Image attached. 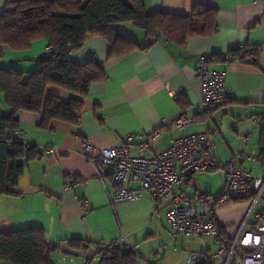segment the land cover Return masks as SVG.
Masks as SVG:
<instances>
[{"label":"crops","instance_id":"obj_1","mask_svg":"<svg viewBox=\"0 0 264 264\" xmlns=\"http://www.w3.org/2000/svg\"><path fill=\"white\" fill-rule=\"evenodd\" d=\"M142 3L147 13L175 14L188 13L194 3L210 5L217 9V28L209 36H193L178 45L162 36L155 40L147 37L143 29L130 22L117 24L116 29L138 45L151 44L146 49L135 48L111 58L109 44L103 37L88 36L80 49L70 53L71 59L82 63L89 57L96 58L103 66L104 79L90 85L83 95L54 85L46 88V94L62 100L76 97L82 101L77 123L51 120L47 128H42L41 112L17 113V139L36 145L42 156L24 165L14 194L0 196V231L40 226L46 240L59 246L58 253L82 256L83 262H89L88 258L96 254L95 245L110 242L132 246L138 260L147 264H185L190 252L216 249L209 234L181 238L171 235L165 222L168 198L156 202L144 192L138 200L111 206L109 193L114 188L111 175L101 180L81 156L85 137L96 147H110L124 143L132 133L148 135L161 130V136L145 152L151 156L167 149L177 137L208 129L213 143L210 153L219 164L239 158L254 175H264V163L259 159L264 127V2L142 0ZM5 9L6 0H0V13ZM244 45L258 49L260 67L249 60L229 61L224 56L220 61H212L214 56ZM48 46L47 38L21 50L0 45V66L32 72L36 60L46 55ZM203 53L208 54L211 68L226 72L228 99L223 105L196 115L190 124L171 125L198 100L196 68ZM0 112L2 115L12 112L3 94ZM139 141V137L133 140ZM222 180L223 174L218 169L198 173L184 181L181 191L192 200L202 194L215 198ZM130 186L136 188L138 183L130 182ZM247 207L245 201L216 203L217 222L227 235L235 233ZM73 237L90 241L88 248L83 251L70 248L66 240ZM54 260L60 264L58 258Z\"/></svg>","mask_w":264,"mask_h":264},{"label":"trees","instance_id":"obj_2","mask_svg":"<svg viewBox=\"0 0 264 264\" xmlns=\"http://www.w3.org/2000/svg\"><path fill=\"white\" fill-rule=\"evenodd\" d=\"M217 9L194 3L185 14L165 11L147 13L142 0H6V9L0 13V45L13 50L26 49L36 40L47 38L52 51L36 60L32 72L0 66V94L12 108L9 115L0 112V196L14 194L24 165L42 156L36 145L17 139L19 111L41 112L40 127L47 128L51 120L76 124L82 110V101L76 97L62 100L46 94L49 85L83 95L90 85L102 81L105 72L100 61L89 57L82 63L74 62L70 53L78 50L90 35H99L109 44L108 57L124 55L140 46L116 29L117 24L130 22L145 31L154 40L162 36L183 45L193 36H209L215 32ZM235 61L249 60L260 67L258 49L247 45L228 50ZM224 54L214 56L220 61ZM181 100V99H180ZM259 159L264 163V127L260 138ZM67 245L86 250L90 244L85 238L73 237ZM114 243V242H113ZM100 254L99 264H137L138 253L112 246L107 252L101 244L95 245ZM57 244L46 240L40 226H28L0 231V262L5 264H58L53 258ZM107 252V253H106Z\"/></svg>","mask_w":264,"mask_h":264},{"label":"built area","instance_id":"obj_3","mask_svg":"<svg viewBox=\"0 0 264 264\" xmlns=\"http://www.w3.org/2000/svg\"><path fill=\"white\" fill-rule=\"evenodd\" d=\"M51 51L52 47L48 46L46 54ZM224 58L233 61L229 53ZM196 76L200 85L198 100L171 125L190 124L196 115L227 101L226 72L211 68L207 53L199 57ZM161 134V130L148 135L132 133L124 143L110 147H96L87 137L82 140L80 154L95 169L97 177L102 180L105 175H111L114 188L109 193L110 205L138 200L144 192L156 202L168 198L165 222L174 238L209 234L216 245L214 251L190 252L185 264H264V175H254L239 158L219 164L210 153L213 143L208 129L177 137L167 149L146 155L151 142ZM137 137L141 141L133 142ZM217 169L223 174L217 197L202 194L192 200L181 191L188 177ZM130 182H137L138 187H131ZM218 201L248 204L231 236L217 222ZM123 244L126 243L110 242L101 246L108 252L112 246ZM123 246L126 250L133 249L127 244Z\"/></svg>","mask_w":264,"mask_h":264},{"label":"rangeland","instance_id":"obj_4","mask_svg":"<svg viewBox=\"0 0 264 264\" xmlns=\"http://www.w3.org/2000/svg\"><path fill=\"white\" fill-rule=\"evenodd\" d=\"M181 238V237H180ZM54 259H59L60 264H99L100 260V254L96 253L93 257L88 258L90 261L89 262H83V257L82 256H75V255H64L63 253H54L53 255ZM62 256H64V260H62ZM97 258V259H96ZM71 259V261H70ZM86 259V260H88ZM85 260V261H86ZM137 264H147L146 261L143 260H137Z\"/></svg>","mask_w":264,"mask_h":264}]
</instances>
